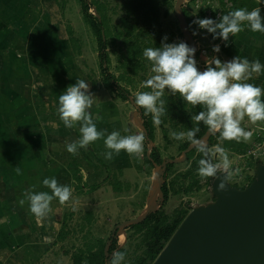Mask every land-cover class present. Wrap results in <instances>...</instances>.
<instances>
[{
	"label": "rangeland",
	"instance_id": "374dc122",
	"mask_svg": "<svg viewBox=\"0 0 264 264\" xmlns=\"http://www.w3.org/2000/svg\"><path fill=\"white\" fill-rule=\"evenodd\" d=\"M86 1L89 3V12L99 18V13L92 4L95 0ZM96 1L104 3L106 23L111 31L105 37L104 44L99 43L91 23L84 19L81 0H0V32L9 37L11 42L13 39L15 43L24 46L18 52L24 59L27 75L22 81L23 86H19L16 74L14 77L10 75L8 88L15 92L23 89L24 96L9 92L8 100L11 103L7 107L11 109L15 105L20 108V104L25 103L27 109L21 118L20 128L28 135L31 134L29 139L33 141L23 143L26 148L22 152L26 160L22 168L33 164L40 173L18 177L17 183H12L15 178L10 176L12 184L3 198L10 205L11 217L3 214L4 203H0V223L3 222L0 236L5 238L0 239V251L3 247L8 248L3 249L0 254V264L7 263V260L9 264H73V254L83 249L91 237L93 240L101 238L105 240V244L111 243V239L115 238L116 246L126 249L122 264H129L130 258L135 254L133 246L139 234L129 228L131 224L125 225L120 232L119 224L137 217L144 210L153 174L160 165L157 162L149 163L145 157L150 156L153 151L158 153L162 161L182 157L186 139L178 141L169 136L172 131L185 132L180 128V122L170 120L163 121L159 126L154 125L153 137L150 138L149 131L142 124L144 115L134 103L133 97L137 92L149 90L143 87V83L153 75L151 63L145 57L137 56L135 60L142 67L138 65L133 70L132 65H126L128 47L136 41L142 46L150 41V47H154L152 34L146 35L149 28L159 31L161 44L186 42L174 7L168 14H164L166 7L163 1L154 0L159 4V17L156 22L149 24L143 14L138 17L127 16L126 4L129 0ZM171 1L175 5L176 0ZM194 1L197 0L182 2L186 21H194L195 13L203 9L198 8ZM202 1L201 6L204 7L209 0ZM211 1V5L215 6L219 2ZM234 2V9L223 2L222 14L240 8L244 1ZM260 5L264 3L257 1L245 8L252 10ZM260 8L261 15L264 16V8ZM199 13L202 14V11ZM194 30L198 35H193ZM165 36L167 41H164ZM191 37L196 48L194 58L202 69H206L207 60L213 56H217L222 62L240 56L250 61L259 59L264 64V34L253 33L247 27L235 37L230 36L227 46L222 39H214L212 34L199 29L196 24ZM217 44L221 48L219 53L212 50L213 45ZM15 58L14 56L11 60H16ZM14 73L11 71V74ZM106 75L111 77L112 86L105 84ZM77 79L85 80L95 96L93 109L89 111L95 118L98 130H106L105 138L112 131H119L121 135L145 136L144 152L139 158L130 157L121 151L111 161L105 160L101 155L107 151L104 139L91 144L87 151L80 149L76 156L67 152L66 142L71 143L80 137L79 125L74 129L64 127L58 115V98ZM248 82L264 89V72ZM169 95L166 91L164 97ZM263 97L264 95L261 98ZM242 127L252 132V138L248 142L220 141L218 135L208 140L210 145L219 143L227 150L233 171L240 169L239 174L228 179L238 188L245 187L254 177L257 163L264 162V121L253 125L245 117ZM34 137L38 140H34ZM48 137L54 143L46 144ZM46 150L52 160L47 159L42 164L38 159L33 160L36 154L42 151L44 154ZM199 156L202 158V154L196 149L190 157L172 162L173 165L166 171L163 180V183H168V194L165 198L162 192L155 195L152 201L154 211L158 210L169 216L181 209L188 213L192 207L212 200L211 178L201 179L192 163ZM43 164L47 166L46 170L39 169ZM189 168H192L191 172L184 174ZM53 177L61 184L71 187L72 197L64 205L54 200L49 217L38 220L30 212L27 202L21 206L18 201L24 198V192L29 189L37 192L50 191L43 185V180ZM114 183L119 186L118 190H113ZM16 207L19 217L15 220ZM62 229H66L67 234L59 239L58 234ZM121 234L124 235L122 240Z\"/></svg>",
	"mask_w": 264,
	"mask_h": 264
},
{
	"label": "clouds",
	"instance_id": "9594fccd",
	"mask_svg": "<svg viewBox=\"0 0 264 264\" xmlns=\"http://www.w3.org/2000/svg\"><path fill=\"white\" fill-rule=\"evenodd\" d=\"M264 3V0H258ZM193 24L199 29L206 30L214 39L220 38L225 42L229 37H235L247 27L253 33L264 34V16L261 8L249 11L247 8H237L222 14L217 20L211 18L196 19ZM193 35H198L193 31ZM167 36L164 41H167ZM213 52L221 51L220 45H213ZM195 47L186 42L162 43L160 47H148L143 56L151 63V75L144 81L143 87L148 91H140L133 97L134 103L144 114H150L155 126L162 123V117L167 115L166 101L163 98L167 91L170 95H179L186 104L193 107L200 106L203 110L191 116L194 127L187 132L172 131L170 138L187 141L194 146L202 158L198 161L197 174L201 179H219L218 190L225 191L230 176L239 174L240 169L234 171L227 150L216 144H209L206 137H198L201 122L207 128L209 136H219L220 141L248 142L252 132L242 127L245 117L253 124L264 121V89L249 83L254 76L264 72V64L259 59L250 61L240 56L231 61L222 62L217 56L209 58L204 71L198 70L194 58ZM95 96L90 92V86L83 79H77L75 84L69 85L58 98V115L66 129H74L79 125L80 137L66 142V150L73 156L79 154L80 149L88 147L97 140L104 139L107 151L102 157L111 161L119 156L121 151L130 157L139 158L144 152L145 136L143 134L121 135L119 131H112L106 135V130H98L95 118L89 111L93 109ZM127 131V130H126ZM16 173L21 174L19 167ZM223 175V179L221 175ZM43 185L50 191L24 192V198L19 201L23 206L29 204L30 212L38 220H46L52 212V202L58 200L60 205L70 201L72 189L68 184H61L56 178H45ZM108 264H122L126 253L114 251L110 253Z\"/></svg>",
	"mask_w": 264,
	"mask_h": 264
},
{
	"label": "water",
	"instance_id": "95a60500",
	"mask_svg": "<svg viewBox=\"0 0 264 264\" xmlns=\"http://www.w3.org/2000/svg\"><path fill=\"white\" fill-rule=\"evenodd\" d=\"M183 1L176 0L174 12L187 44L194 47L181 7ZM200 137L209 140L207 130ZM192 148L189 144L182 157L167 158L158 165L144 210L120 223V232L125 225L139 223L154 211L152 201L162 192L166 164L180 161ZM219 183V179L211 178L214 199L188 211L151 264H264V162L257 163L254 177L243 188L227 181L226 190L220 191ZM109 244L104 246L105 264L110 261Z\"/></svg>",
	"mask_w": 264,
	"mask_h": 264
},
{
	"label": "trees",
	"instance_id": "16d2710c",
	"mask_svg": "<svg viewBox=\"0 0 264 264\" xmlns=\"http://www.w3.org/2000/svg\"><path fill=\"white\" fill-rule=\"evenodd\" d=\"M82 1V12L83 17L86 21L91 23L98 41L100 44H104L105 37L110 35L111 31L106 23V13L104 11V3H100L98 1H93L92 4L95 7V10L99 13V18L93 16L89 12V3L86 0ZM166 10L164 9V14H168L169 10H173L174 3L171 0H162ZM235 0H232L233 6H235ZM127 6V16L129 17H138L140 14H143L145 18L148 19L149 24L156 22L159 17V4H157L154 0H129V3L126 4ZM184 15H186V11L183 8ZM151 19V20H150ZM188 26L190 31L193 30L194 24L193 21L187 19ZM152 34L154 43V47L161 46V37L160 33L157 29L147 30L146 35ZM181 34V33H180ZM150 42V41H149ZM146 43L143 46L139 44L137 41L135 44H132L128 47V54L126 65L131 67L133 70H136L137 66L139 65L142 67L143 65L140 62L136 61L135 59L137 56H143L144 47H150V43ZM153 47V48H154ZM139 67V68H140ZM104 68V67H103ZM105 70V68H104ZM105 84L107 86H112L110 82V76H105ZM166 101V108H167V115L162 117L163 121H170V120H178L180 122V128L184 129L187 132L189 129L194 127V123L192 122L191 116L194 114H198L203 109L200 106L193 107L191 105L186 104V102L180 97L179 95L176 96H166L164 97ZM264 100V97L261 98ZM142 114L144 115V128L149 131V137H153L154 131V124L152 121V116L150 114L145 115L144 110L141 109ZM148 117V118H147ZM200 132L197 134L198 137L202 136L207 128L201 124L199 125ZM213 136H210V140H212ZM190 143L187 139L183 143V148L185 149ZM196 150L194 147L191 151L186 153V157H190L192 151ZM146 160L150 162H157L161 163L162 158L156 152H152L150 156L145 157ZM200 156L196 159H193L192 163L194 168H198V161ZM173 163H168L166 170L169 171L170 167H172ZM192 168L186 170L184 174L190 173ZM113 190H118L119 186L115 183L113 184ZM161 191L163 193V197L165 198L168 194V183H163L161 186ZM187 214L186 210L181 209L177 213L172 216L166 215L163 212L155 210L149 213L141 222L129 225L134 232H138L139 238L134 242L133 250L135 254L130 258L129 264H151L154 259L157 257L159 252L165 246L167 241L170 239L172 234L175 232L183 218ZM67 234L66 229H62L59 234L58 238L63 239L64 236ZM92 237L87 240L88 242L85 243L84 248L80 249L78 253H74L73 264H105L106 257L104 256V246L105 240L101 238L92 239ZM91 240V241H90ZM111 243L108 248V252L112 253L114 250H119L126 252L124 247H117L116 246V239H111Z\"/></svg>",
	"mask_w": 264,
	"mask_h": 264
},
{
	"label": "crops",
	"instance_id": "0c3cea01",
	"mask_svg": "<svg viewBox=\"0 0 264 264\" xmlns=\"http://www.w3.org/2000/svg\"><path fill=\"white\" fill-rule=\"evenodd\" d=\"M218 1L220 5L223 4L222 0H218ZM230 1L232 2V0ZM243 1H244L243 5L240 8H245V6L246 7L252 6L258 0H243ZM260 7L264 8V5H260ZM231 8L233 9L235 8V6H233V2ZM8 38L4 33L0 32V203H4L3 208L5 210L2 208L4 210L3 214L9 218L11 217L10 205L9 203H5L3 198L5 191H8L10 188L9 185H11L12 183H17L19 180L17 178L25 174L29 176L32 175L33 173L35 174H40V173H38V170L33 166V164H31V166L27 168L24 167L22 168V166H24V160H26L25 158L26 156L22 152V150L26 148L23 147V143H30L33 141V140L30 141L29 139V136L31 134L28 135L20 128L21 118H23V115L25 114L27 107L24 102L20 104V108L19 106H15V105H13L11 109L7 107V105L11 103V101L8 100V97H10V93H13V95L17 94V96H19V94L21 96H24L23 89H18L19 91L15 92L14 90L8 88L10 87V81H9L10 75H12L13 77L15 74L17 75L16 80L18 81L19 86H23L22 81L27 76L24 59L20 57L18 52V50H21V48L24 46L20 45V43L19 44L15 43L13 39L11 42L9 40L10 38L9 39ZM11 55L13 57H11ZM14 56L16 57L15 58L16 60H11L14 59ZM12 65L15 66L12 67ZM11 71L15 73L11 74ZM40 137L39 140H41ZM25 139L28 140L26 141ZM34 140H38V138L34 137ZM47 140L48 143L46 142V144H51V142L54 143V141H50L51 140L50 137H48ZM39 154H36V158L33 157V160L38 159V161L41 162L40 164H42V162L44 161H47V159L50 160L53 159L50 153L47 152V150L44 154L43 151L42 153ZM16 167H19L21 169V174L18 175L16 173L15 171ZM39 169L46 170L47 166L43 164L42 167H40ZM11 175L12 177L15 178V182L11 183L10 180ZM43 175L46 174L43 172ZM6 198L8 199V197ZM15 211H17L15 214V220H16V218L19 217L18 207H16ZM12 218L14 219V216H12ZM2 223L3 222L0 223V228ZM2 238L4 237L0 236V239ZM3 249L8 250L7 247H3ZM3 249L0 251V254L2 253ZM1 261L2 260L0 256V262ZM5 264H9V260H7V263L5 262Z\"/></svg>",
	"mask_w": 264,
	"mask_h": 264
},
{
	"label": "built area",
	"instance_id": "2783aa9c",
	"mask_svg": "<svg viewBox=\"0 0 264 264\" xmlns=\"http://www.w3.org/2000/svg\"><path fill=\"white\" fill-rule=\"evenodd\" d=\"M194 2L196 6H198V8H203V9L202 10L199 9L200 11H202V14L199 13L200 11L195 13V17L193 18V20H196L198 18L199 19L211 18L217 20L222 15V7L219 2H217V5L215 6V5H211L212 1L209 0L207 1V5H205L204 7L203 5L201 6V4L203 3L202 0H197ZM223 2L227 7L232 5V2L230 0H223Z\"/></svg>",
	"mask_w": 264,
	"mask_h": 264
},
{
	"label": "flooded vegetation",
	"instance_id": "af4514ba",
	"mask_svg": "<svg viewBox=\"0 0 264 264\" xmlns=\"http://www.w3.org/2000/svg\"><path fill=\"white\" fill-rule=\"evenodd\" d=\"M140 112H141V110H140ZM142 113V112H141ZM143 115V114H142ZM143 122H144V119H143V121H142V124H143ZM192 150V149H191ZM168 165V164H167ZM167 170H165V172H164V175L167 173L166 172ZM165 179V178H164ZM212 199H214V196H212Z\"/></svg>",
	"mask_w": 264,
	"mask_h": 264
},
{
	"label": "bare ground",
	"instance_id": "6f19581e",
	"mask_svg": "<svg viewBox=\"0 0 264 264\" xmlns=\"http://www.w3.org/2000/svg\"><path fill=\"white\" fill-rule=\"evenodd\" d=\"M137 118V117H136ZM140 125V124H139ZM154 175V174H153ZM124 234V233H123ZM121 234L120 237H121V240L124 238V235Z\"/></svg>",
	"mask_w": 264,
	"mask_h": 264
}]
</instances>
